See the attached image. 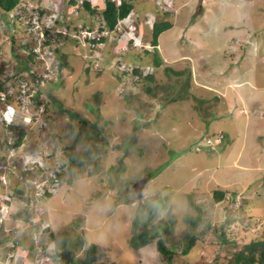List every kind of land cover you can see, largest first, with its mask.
<instances>
[{"label": "rangeland", "instance_id": "obj_1", "mask_svg": "<svg viewBox=\"0 0 264 264\" xmlns=\"http://www.w3.org/2000/svg\"><path fill=\"white\" fill-rule=\"evenodd\" d=\"M133 1L141 17L137 29L127 32L132 11L121 19V31L104 30L106 39L95 44L91 40L103 34L105 0H90L94 14L83 0H28L30 13L44 12L31 24L15 17L17 7L0 12V82L14 84L9 97L0 93V118L6 102L18 100L19 88L35 83L31 74L42 75L44 86L56 80L59 67L61 81L52 91L60 104L41 96L50 106L48 119L35 105L20 110L18 116L32 120L24 121L19 147L8 146L17 133L0 123V202L10 200L0 208V264H61L56 246L63 239L74 242L77 258L83 255L77 241L98 244L95 264H169L157 240L140 248L133 241L163 221L165 244L181 251L185 237L201 228L185 214H200L215 226L235 216L230 232L237 231V241L222 246L215 232L198 236L189 253L173 255L180 264H208L218 252L217 264H226L249 232H264V0H166L159 8L155 0ZM157 20L174 24L160 34L158 49L151 46ZM66 28L70 37L43 46L41 31ZM26 41L36 52L32 62ZM55 47L66 58L63 66ZM27 61L31 68L20 69ZM243 93L251 100L241 105ZM217 136L219 143L206 146ZM72 154L90 159L71 163ZM53 167L64 170V180L51 197H39L36 186L48 187ZM149 173L138 198L134 182ZM15 187L25 192L13 193ZM215 190L226 192L225 200L211 209ZM188 193L205 203V214ZM251 214L257 222L247 232Z\"/></svg>", "mask_w": 264, "mask_h": 264}, {"label": "trees", "instance_id": "obj_2", "mask_svg": "<svg viewBox=\"0 0 264 264\" xmlns=\"http://www.w3.org/2000/svg\"><path fill=\"white\" fill-rule=\"evenodd\" d=\"M76 0H71V3H75ZM20 5V7H19ZM83 5L85 6V8H87L89 10L90 13L94 14L95 12H97V9H95L94 7H92V4L90 2V0H83ZM17 7L19 10L16 12L15 17L18 18L19 21H21L20 17L21 14L23 13V11H26V7L22 4H20V0H0V12L1 13H8L10 11H13V9ZM135 2L133 0H121L120 4H117L116 1L114 0H105V7L102 11V17L103 20H101V25L99 26L100 30H109L112 31L113 29H115L119 19L126 17L133 9H135ZM40 13H44L41 9L39 10ZM29 15L26 13L25 17H28ZM172 22L171 20H162V21H155L153 24V30H152V44L155 46L158 45V38L161 32H163L164 30L169 29L170 27H172ZM57 36H59V38H66V37H70V35L68 33H63V32H57L54 35L50 34L49 29H46V35H45V39L42 42L43 46L44 45H48V47L50 48V46L52 45L53 41L57 38ZM106 39V36H101L99 39H92L91 43L95 44L96 42H103ZM26 44H24L26 47L28 46V42H25ZM30 51H29V55H28V59L29 61H34L35 59V55L36 52L34 51L33 48L29 47ZM60 47H55L54 51L57 52L58 56V65L59 66H63L65 65V63H67L65 56H63L62 53H60ZM60 54V55H59ZM162 63V58L160 57L159 54H156L154 56V65L156 66H160ZM31 68V64L30 62L27 61V63L22 66L20 69L23 70H29ZM56 70V69H53ZM52 70V71H53ZM59 71V67L57 70V75H56V80L53 81V78L50 79H46L48 81V83L46 85H42L41 80H44L42 75H36V74H31V79L35 80L37 79V82L34 84L36 85V92L33 94V96H30L31 102L29 104V106L31 107L32 105L37 106L36 109L40 108L41 106H44V112H42V114H45V118L48 119V112H50V106L48 104V102L44 101L43 98H41L42 94H44L43 97H46V95L48 96V98H50V102L53 104H60L58 103V101H56V98L53 96L52 91L54 90V88L58 87L61 83L60 79H58L60 77V73ZM134 71L139 74V79H143V75L141 72V69L136 67L134 68ZM176 73L178 71H175ZM141 75V76H140ZM49 78V77H48ZM146 78L148 80H153L154 76L153 74H146ZM29 79V80H31ZM14 84H9L6 86H3V83L0 82V92L1 91H5L7 93V96L9 97L10 94V90L12 89ZM20 90V88H19ZM17 91L15 93V95H19L20 91ZM46 94V95H45ZM20 105V104H19ZM61 106V105H60ZM20 107V106H19ZM62 107V106H61ZM22 120L21 119H16L15 123L11 124L9 127L11 129H13L17 135L14 138L13 143H7L8 146L10 147H19L22 143H23V138L27 132V127L28 125H24L22 124ZM88 158V159H87ZM71 163H75L78 161V163H83V162H87L89 161V157H81L77 154H72L70 155ZM44 168H41V170H43ZM150 177H153V174L149 173ZM65 177V172L64 170H62L61 172L58 173V178L60 181L64 180ZM135 183V182H134ZM264 184V183H263ZM130 185V184H129ZM130 187H132V185H130ZM16 194H23L25 192V190L23 188H14L13 193ZM45 195L51 197V192L46 190ZM225 195L226 192H224L223 190H215L214 193L212 194V202L210 205V208H214V205L216 202H223L225 200ZM232 198H234L235 193H232ZM188 201L189 203L194 207L197 208L198 213H201L202 215L205 214L206 210H208L209 208L205 207V203L204 202H197L195 199V195L192 193H188ZM230 199V200H231ZM10 200L5 199L3 203H7L9 204ZM1 204V202H0ZM2 205V204H1ZM226 205V204H225ZM212 211V210H210ZM154 212L152 214V217L154 216ZM254 215L251 214L250 216V221L247 222V232L250 231L251 226L257 222V221H253L252 217ZM185 220H187L193 227H197L201 226L200 230L198 231H192L188 234V236L185 237V244L182 247L181 251H178V248L175 246L176 245H171L168 246L165 244L164 242V238H162V234H164L166 232V228H165V223H162L163 221H158L156 224L153 225V229L151 228V226H148L147 229H145V231H139L141 229L142 226H138V231H139V235L137 236L136 240L133 241L135 242V246L137 248H140L142 246L147 245L148 243H150L152 240H157V244H158V251L161 253L162 255V259L166 260L167 262H169V264H180L177 263L175 261H173V255L176 254V252H180L182 255H185L187 253L190 252V250L193 248V246L195 245V243L200 239L201 236L203 237V235H207L209 232H215L218 234V236L220 237V245H236V241H237V236H235V233L237 231H232V233L230 232L231 229V224L233 222H235L236 218L235 216L232 215V217H228L226 218V220L221 223L218 224V226L214 225L212 223V220L206 219L204 221H202V217L200 214H198L197 216H194L193 214L189 215V214H185L184 215ZM183 218V219H184ZM175 224V220H171L170 223H168V227H170V225H174ZM156 227V228H154ZM153 231H152V230ZM154 229H156V231H154ZM45 230H50L49 226H47L45 228ZM246 238H249L248 241L242 243L241 247L237 250H234L233 252L231 251L229 253V257L227 258V256H225L226 258L224 259V261L226 262V264H264V232L262 234H257L255 236H252V234L246 235ZM74 243L69 239H63L62 242L59 241L57 243V249L61 250L60 252H58V254L60 256L63 257V261L61 262V264H95L97 262V259L99 258V256L101 257L100 252L98 251V244L96 243H88L84 242L83 239H81L79 242L77 241V246L81 247V250L83 251V255L81 256V258H77L76 257V253H75V249L74 246L71 244ZM69 245V246H68ZM75 245V244H74ZM70 246H72L73 248H71ZM134 246V245H133ZM63 249V250H62ZM58 250V251H59ZM55 254V253H54ZM231 254V255H230ZM221 257V253L218 252L215 255L211 256L210 259V263H212L213 260H215V263H218V259H220ZM223 261V263H224ZM113 264H118L116 262H112ZM208 263V264H210Z\"/></svg>", "mask_w": 264, "mask_h": 264}, {"label": "built area", "instance_id": "obj_3", "mask_svg": "<svg viewBox=\"0 0 264 264\" xmlns=\"http://www.w3.org/2000/svg\"><path fill=\"white\" fill-rule=\"evenodd\" d=\"M117 1L120 3V0H117ZM136 16L139 17L138 13L134 14L133 17L131 18L133 20L126 24V26H127L129 31H134L136 29V24H135V21L137 19ZM38 18H39V12L36 13L33 16L32 22H39ZM38 24L39 23H36V25H38ZM115 29H117V31L118 30L119 31L122 30V21L121 20L118 21V24L116 25ZM115 29H113V30H115ZM104 32H103V34H104ZM99 36H100V34H99ZM41 37H44V32L43 31L41 32ZM32 81L36 83L37 79L32 80ZM35 83H33V84L29 85V86L23 84L22 88H20V90H19L20 94L18 96H16L18 98V100L14 101V102H11V101L8 100L6 102V105L1 108V110L3 112L1 111L2 114H1V118H0L1 119L0 123L2 125H4L5 128H8L11 124L15 123L16 118L18 117V114L21 113L20 112L21 109H24L26 107L27 108L30 107L29 106V104L31 102L30 96H33V94L37 90V88L33 89L34 86L36 87V85H34ZM10 92L12 93V90H10ZM0 93H5V92L1 91ZM5 95L7 97L6 93H5ZM0 100H1V98H0ZM40 108H43V110H42V112H43L44 111V106H41ZM21 117L23 118V120L25 121L26 124H29L31 122V120H32V117H30L29 115H27V116L26 115L25 116L21 115ZM34 117H36V116H34ZM218 134L221 135V133H218ZM220 141H221V136H217L214 139H209L207 141L208 144L206 146L209 145V146H211L213 148L214 144L219 143ZM61 171L62 170L61 169L59 170V167H57V168L53 167L52 168V172H50V174H49L50 175V180H49L50 184L49 185L52 187V189H56V187L59 186L60 180L58 178V173L61 172ZM41 182L42 181H39L37 186H36L37 187L36 195H38V196L43 195L44 192H45V188L47 187V185H45L44 182L41 185H39Z\"/></svg>", "mask_w": 264, "mask_h": 264}, {"label": "clouds", "instance_id": "obj_4", "mask_svg": "<svg viewBox=\"0 0 264 264\" xmlns=\"http://www.w3.org/2000/svg\"><path fill=\"white\" fill-rule=\"evenodd\" d=\"M26 1H28V0H20V4H22V5H24L25 7H26V11H23V13L21 14V17H25V14L27 13L29 16L28 17H25V18H28L27 19V21H28V24H31L32 23V18H33V16H34V12L33 11H31V13L28 11L29 10V8H27V6H26ZM114 1H116L117 2V4H120L121 3V0H120V3L117 1V0H114ZM166 0H155V4L157 5V7L159 8V5L162 3V4H164L163 2H165ZM39 11V10H38ZM132 11H134L135 13H137V11H135L134 9L132 10ZM131 11V12H132ZM169 11V10H168ZM130 12V13H131ZM130 13L126 16V17H124V18H121V19H126V18H128L129 17V15H130ZM39 14H40V11H39ZM139 15V14H138ZM20 17V18H21ZM139 17H140V15H139ZM141 18V17H140ZM121 19H119V20H121ZM172 22V24H173V21H171ZM118 24V23H117ZM154 24V23H153ZM127 27V26H126ZM172 27H173V25H172ZM172 27H170V28H172ZM169 28V29H170ZM128 29V28H127ZM136 29H137V25H136ZM135 29V30H136ZM46 30V29H45ZM43 31L44 32V34H45V32L46 31ZM105 30H107V29H105ZM134 30V31H135ZM152 30H153V25H152ZM81 32H82V30H80ZM102 32H104V30H101ZM134 31H129V30H127V32H134ZM165 31V30H164ZM163 31V32H164ZM42 32V31H41ZM61 32H63V33H68V32H71V31H69V28H66V31L65 30H62ZM152 32V31H151ZM162 33V32H161ZM160 33V34H161ZM101 36H106V34H100V36L97 38V39H99ZM160 36V35H159ZM159 39V38H158ZM134 41H135V44L136 45H139V44H137V42H136V40L134 39ZM152 44V43H151ZM159 44V43H158ZM151 46H153L154 48H155V46L152 44ZM156 48L158 49V45H156ZM159 51V50H158ZM161 54V53H160ZM160 57H161V55H160ZM162 58V57H161ZM164 61V60H163ZM19 115V114H18ZM16 119H21L22 120V122L24 123V120H23V118L21 117V116H18ZM25 124V123H24ZM212 139V138H211ZM41 170V169H40ZM47 178H49V177H47ZM1 179H3V177L1 176ZM37 188V187H36ZM46 190H48V191H50L51 193H52V187L50 186V185H48V187H46L45 188V192H46ZM45 192H44V194L43 195H40L39 197H43V196H47V195H45ZM4 205H6V206H9L7 203H3V205H1V207L0 208H2ZM2 221V220H1ZM0 225H1V223H0ZM47 226H45L43 229H45ZM52 253V252H51ZM52 255L54 256L55 254L54 253H52Z\"/></svg>", "mask_w": 264, "mask_h": 264}, {"label": "water", "instance_id": "obj_5", "mask_svg": "<svg viewBox=\"0 0 264 264\" xmlns=\"http://www.w3.org/2000/svg\"><path fill=\"white\" fill-rule=\"evenodd\" d=\"M150 180V176L146 175L138 179L134 184V190L138 198L143 196L144 187L147 182Z\"/></svg>", "mask_w": 264, "mask_h": 264}, {"label": "crops", "instance_id": "obj_6", "mask_svg": "<svg viewBox=\"0 0 264 264\" xmlns=\"http://www.w3.org/2000/svg\"><path fill=\"white\" fill-rule=\"evenodd\" d=\"M173 26H174V24H173ZM244 83H246V81H244V82H239L238 84H236V87L238 88V90H240L239 88H241L242 86H243V84ZM242 99H243V102L241 103V105L242 104H248L249 102H250V100H251V97H249V95H246L245 93H243V95H242ZM240 100H241V98H240ZM240 105V106H241ZM146 186V185H145ZM145 188V187H144ZM127 200V204H129V205H131V206H133L134 207V203H130V201H129V199H126ZM137 205V204H136Z\"/></svg>", "mask_w": 264, "mask_h": 264}]
</instances>
